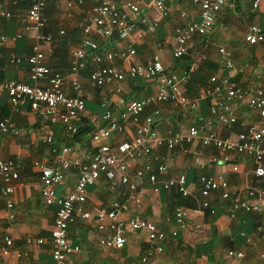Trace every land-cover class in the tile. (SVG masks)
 Returning <instances> with one entry per match:
<instances>
[{"label":"built area","instance_id":"built-area-1","mask_svg":"<svg viewBox=\"0 0 264 264\" xmlns=\"http://www.w3.org/2000/svg\"><path fill=\"white\" fill-rule=\"evenodd\" d=\"M50 0H0V47L15 44L25 37L32 39L30 54L21 57L10 53L7 64L11 67L26 65L30 84L16 80L0 81V94H6L8 107L14 114L24 107L34 113L46 127L43 139L48 145L49 155L53 157L56 167L35 161L33 166L40 172V195L48 207H54L53 225L49 241L51 244L52 264H69L68 259L79 251L78 246H72L68 239V229L76 221L91 223L100 233L98 246L105 249L121 251L126 245L128 233L144 232L148 245V255H159L163 252L162 244L167 236L151 221L142 218L141 189L138 183L147 181L151 192L158 194L160 190L175 189L182 198L188 197L186 178L179 175L175 178H165L168 166L159 151L165 149L172 152L185 149L200 142L204 147L211 148L226 155L249 159L255 165L254 176L257 182L264 181V73L257 81L246 84H234L227 76L212 75L208 84L198 93L190 97L186 93L185 84L188 77L178 81L173 75H167L160 56L153 55L144 63H130L126 69V60L136 55L132 46L101 50L100 45L92 40V36L104 39H117L120 42L136 33L137 38L142 33L136 31L130 19L132 15H143V10H151V18L141 17L140 23L152 32L161 20L171 16L170 5L181 0H72L66 3L69 11L78 9L79 16L74 28L80 32L81 39L69 54V82L66 86L65 77L47 65V57L41 49L42 43L50 44L56 38L45 34L47 19L44 10ZM198 10L197 20H193L186 12L181 18L189 20L177 25L173 30L174 46L171 50L173 60H179L187 54L189 45L195 37L206 36L214 26L219 13L237 8L239 0H187ZM251 10L257 11L264 0H249ZM127 10V11H126ZM71 17V15H69ZM11 22H17L19 29L13 36L3 31ZM65 36L63 29L57 37ZM244 42L249 46L264 43V29L251 25L244 35ZM218 53L224 60V67L234 70L232 53L219 48ZM91 62V64H90ZM89 64L92 66L88 83L92 88H108L110 93H123V83L126 77L131 79H155L158 89L155 93L140 99L130 100L115 118L112 111L105 110L100 119L92 117L93 124L90 140L95 145L92 152L72 157V149L65 145H57L49 127L60 124L70 137L80 131V116L85 110L83 86L80 75ZM193 73L195 67H189ZM71 91V94L67 92ZM209 101L206 118L180 128L178 132L163 136L155 129V123L161 116L157 107L169 104L176 111L200 113V103ZM234 104L244 105L256 113L257 121L243 125V129L226 137L218 134L217 127L231 129L237 125ZM106 106V104H104ZM151 109L148 114L146 110ZM104 124L101 125L99 121ZM136 126V133L130 140H120L109 143L115 135H122L126 124ZM10 132L8 120H0V137ZM144 161V164L132 172L130 164ZM75 170L77 179L72 191L57 196L55 188L62 184L65 176ZM19 179L18 165L13 159H0V200H4L7 208L12 207L10 196L14 194ZM105 181L107 190L114 199L105 210L91 213L85 209L87 202V187ZM198 193L201 205L209 209V197L218 192L224 200H229V183L222 175H202L198 178ZM248 198L252 200L232 201L230 217L236 213H250L264 220V185L259 189H251ZM213 213V210H210ZM128 217L121 218V215ZM187 212L182 206L174 209V221L184 226ZM12 218V216L10 217ZM198 230V226L195 227ZM262 227L257 231L261 232ZM175 232H171L174 236ZM170 236V235H169ZM3 247L0 254L8 256L13 248L12 239L0 236ZM205 241V238H203ZM43 238L26 239L28 245H42ZM247 242H250L247 240ZM23 254L17 253V257ZM227 255L236 259L244 257L241 252L228 251ZM148 256L141 258L147 262ZM264 260V254L261 255ZM116 264H126L119 258ZM128 264H135L130 262Z\"/></svg>","mask_w":264,"mask_h":264},{"label":"crops","instance_id":"crops-1","mask_svg":"<svg viewBox=\"0 0 264 264\" xmlns=\"http://www.w3.org/2000/svg\"><path fill=\"white\" fill-rule=\"evenodd\" d=\"M68 1L72 0H50L48 2L44 10V16L47 19L44 32L53 35L56 39L50 44H41V49L47 57V65L65 77L67 87L70 79L69 54L81 39L80 32L74 28L79 11L78 9L67 10L66 3ZM243 5L252 11L249 0H239L237 8L234 10H224L219 13L211 31L204 37H195L189 45L188 57L185 56L186 58L183 57L179 60H173L171 56L174 46L173 30L177 25L189 21L180 17L183 12H186L193 20L198 18L197 8L187 0L171 4V16L161 20L152 32L140 23L141 17L149 19L154 16L151 10H143V15L140 13L138 16L130 14L136 31L142 33L141 38H137L135 33L126 42L94 36H92V40L100 45L101 50L129 46L135 48L136 55L126 60V69L130 63H144L153 55L158 54L165 73L173 75L178 81H181L188 71L186 68L192 66L195 69L202 67L204 75L207 77L206 85L212 75L227 76L234 84H246L257 81L256 77L264 73V43L249 46L244 42V35L251 25L247 28L246 25L239 23L237 27H230L229 12H232L237 18L249 16L242 13ZM262 6L264 7V4ZM55 17L63 18L57 30L53 29L51 25V20ZM236 17L233 19L235 20ZM219 21L222 22V27L220 30H215V25ZM253 25L264 29V13L263 17L256 19ZM18 29L17 22H11L3 32L8 36H13ZM61 29L65 31V36L58 38L57 33ZM32 42L30 37H25L13 45L8 44L5 47H0V81L16 80L30 84L27 67H11L7 64V57L10 53L27 57L30 54ZM208 45H216L218 50L219 48L229 50L232 53L234 70L224 67V60L219 53L210 58L199 57L200 51ZM240 53L242 57H239ZM187 61L190 65H187ZM90 64L80 75L85 110L79 119V136H68L60 124L49 127L55 143L70 147L72 157L94 151L95 145L89 138L93 128L92 117L100 119L101 114L108 109L112 111L115 118H118L119 113L130 100L151 95L158 89L155 79H131L129 77H126L123 83L124 91L120 95L110 93L109 89L105 87L92 88L88 83V75L92 68ZM67 92L71 94L70 90ZM208 105L209 101H202L200 113L196 114L176 111L169 104H160L157 107L161 111V116L155 123V129L163 136L178 132L180 128L198 122L200 118H206ZM233 107L238 117L237 125L231 129L217 127L216 131L223 137L242 130L243 125L257 121L256 113L248 110L244 105L234 104ZM150 110L147 109L146 114ZM2 119L8 120L10 132L0 137V159L16 161L19 179L14 183V194L10 196L12 207L7 208L5 201L0 200V236L10 237L13 243V248L8 256L0 254V264H52L49 236L55 208L45 205L40 195L42 188L40 172L33 166V163L38 161L56 167L53 157L49 155L48 145L43 141L47 128L27 106L19 113H12L8 107V98L5 93L0 94V120ZM99 122L101 125L104 124L101 120ZM136 131V126L127 123L125 132L122 135H115L108 142L130 140ZM159 152L168 166L165 178L184 175L190 194L188 197L182 198L175 189L160 190L158 194H154L147 181L142 180L138 183L141 189V210L138 214L168 235L162 244L163 252L159 255H148L149 248L144 232L128 233L126 245L121 251L101 248L98 246L100 233L94 226L76 219L68 229V239L72 246L79 247V251L69 257V264H116L119 258H122L126 264L130 262L144 264L141 262V258L144 256H148L145 264H264V260L261 258V255L264 254V220L255 214L241 211L236 213L235 218L230 217L232 201H250L252 199L248 198L249 190H257L264 185V181L259 183L254 176L255 165L253 162L243 157L226 155L204 147L197 141L185 149L179 148L172 152L162 149ZM143 164L144 161H135L130 164V168L133 172ZM202 175L224 176L229 183V200L222 199L220 194L215 192L210 195L208 200L210 208L204 209L201 205L197 182ZM76 179L77 173L72 170L65 176L62 184L55 188L56 195L62 196L72 191ZM113 199L114 195L107 190L105 181L101 179L98 184L87 187L85 209L91 213L105 210ZM185 200L190 206L176 205L177 201ZM178 206H182L187 212L183 227L174 221V209ZM210 210H213V213ZM11 216L12 218H10ZM125 216L127 219L128 214L120 217L125 218ZM196 226H198V230H195ZM258 227H262L263 230L257 231ZM171 232H175V235L171 236ZM28 238L33 240L43 238L44 242L39 246L28 245L26 243ZM2 247L3 242L0 239V249ZM228 251L241 252L244 257L242 259L229 257ZM17 253L23 255L17 257Z\"/></svg>","mask_w":264,"mask_h":264},{"label":"rangeland","instance_id":"rangeland-1","mask_svg":"<svg viewBox=\"0 0 264 264\" xmlns=\"http://www.w3.org/2000/svg\"><path fill=\"white\" fill-rule=\"evenodd\" d=\"M57 1H59V0H57ZM263 8L264 7L262 6V7H260V10L259 11L257 10L255 12H252V11H250L249 7H246L245 5H243L241 7L242 13H244V15H249V16L247 18L245 16L238 17V18L235 16L236 17L235 20L233 19V18H235L234 17V14L232 12H229L228 15H229V17L231 16V18L229 19L231 21V23H230L231 26L230 27L231 28L237 27L239 25V23L242 24V25L243 24L246 25V27L247 26L249 27L250 25H253L254 24V21L256 19H261L263 17V13H264V11H262ZM62 14H64V11H62ZM62 19H59L58 17H55V18H53L51 20V23H52L51 25L53 26V29H56L57 30V27L59 26L60 21H63ZM221 27H222V22L219 21L215 25V30H220ZM218 45H220V42H218ZM217 53H218V48H217L216 45H214V46L208 45L206 48H203V50L200 51L199 57L200 56H204V57L210 58L211 56L216 55ZM239 57H242V54L241 53H240Z\"/></svg>","mask_w":264,"mask_h":264},{"label":"trees","instance_id":"trees-1","mask_svg":"<svg viewBox=\"0 0 264 264\" xmlns=\"http://www.w3.org/2000/svg\"><path fill=\"white\" fill-rule=\"evenodd\" d=\"M185 56L188 57L187 54L184 55L183 57H185ZM187 65H190V63L188 61H187ZM22 66L26 67L25 64ZM185 77H188L186 84H185V89H186L187 94L190 95L191 97H193V95L195 96L198 93V91L200 90V88L203 87L204 85H206V82H207L206 81L207 77L204 75L202 67L195 69V71L193 73H190L189 71H187L185 74ZM79 134L80 133H78L74 137L79 136ZM176 205L190 206L187 204L186 200L185 201H177Z\"/></svg>","mask_w":264,"mask_h":264},{"label":"water","instance_id":"water-1","mask_svg":"<svg viewBox=\"0 0 264 264\" xmlns=\"http://www.w3.org/2000/svg\"><path fill=\"white\" fill-rule=\"evenodd\" d=\"M188 70V67L186 68V71Z\"/></svg>","mask_w":264,"mask_h":264}]
</instances>
